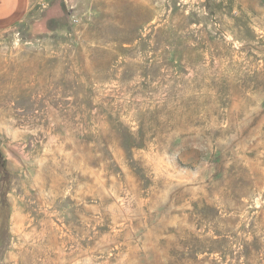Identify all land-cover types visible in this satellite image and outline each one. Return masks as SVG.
Masks as SVG:
<instances>
[{
    "label": "rangeland",
    "instance_id": "374dc122",
    "mask_svg": "<svg viewBox=\"0 0 264 264\" xmlns=\"http://www.w3.org/2000/svg\"><path fill=\"white\" fill-rule=\"evenodd\" d=\"M0 30V264H264V0H66Z\"/></svg>",
    "mask_w": 264,
    "mask_h": 264
},
{
    "label": "crops",
    "instance_id": "0c3cea01",
    "mask_svg": "<svg viewBox=\"0 0 264 264\" xmlns=\"http://www.w3.org/2000/svg\"><path fill=\"white\" fill-rule=\"evenodd\" d=\"M67 16L66 0H0V30L28 22L35 31Z\"/></svg>",
    "mask_w": 264,
    "mask_h": 264
}]
</instances>
